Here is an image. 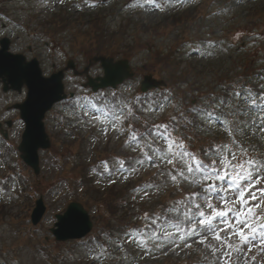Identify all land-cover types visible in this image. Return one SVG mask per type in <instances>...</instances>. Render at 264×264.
Here are the masks:
<instances>
[{"label":"rangeland","instance_id":"374dc122","mask_svg":"<svg viewBox=\"0 0 264 264\" xmlns=\"http://www.w3.org/2000/svg\"><path fill=\"white\" fill-rule=\"evenodd\" d=\"M96 1L95 3H90L87 0H0V5L4 6L5 13L1 15L0 19V36L2 35H7L11 39V47L10 49L12 51H18L22 52L25 51L27 45H31L33 48L32 53H26L28 56H37V58L40 60L42 68L45 72H49L57 67H60L65 59L66 56L70 55H75L74 59L76 62L80 65L83 64V57L81 54L78 53V48L79 44L77 42L73 41V36L70 33V31L67 29L61 35H58L55 40L51 39L49 36L45 35L40 28H38L37 23L38 20L43 16H50V13H57L62 10V5H67V11L70 13L73 17H77L81 13L85 15H89L91 17V20H96V18L99 16L101 17L102 15H109L110 13L113 12V9H120L123 6H127V13L133 15L132 19L130 20V25L129 28L132 26V22H134L135 25H133V29L136 28L137 25L141 23H146V24H153L158 22L162 16H168L169 14L177 13L180 11L181 7L177 3H174L175 6H172L169 10H165L163 13L160 10V8H152V14H147L141 13V14H135V11H132L130 7V1L132 0H114L110 4V0H94ZM194 1V0H193ZM165 5V4H164ZM222 5L226 9L224 11H218L219 6ZM154 9V10H153ZM248 9V11H247ZM176 10V12H174ZM256 10H261L264 12V1L262 2H252L250 5L247 6H242V7H237L236 5H230L227 8V5L225 4L224 0H217L215 3L208 5L207 10H206V15L208 14L209 16L206 18H202V28L200 31V35L198 37V40H201L198 42V45H203V47L208 46V35L212 37H217L220 38L218 41V46H214L212 44L211 48L206 51L205 50V56L207 55L210 56V59H216L218 56L220 58H231V62L233 61V65H236V59L235 55L236 52L237 54L243 53L242 51L239 53L237 51L236 45H229L227 40L224 38L225 34L227 31L235 29L237 26H245L248 29H251V26H254L253 23L255 21L254 18L251 16L249 17L247 15V12L251 11H256ZM118 12V11H117ZM116 12V14H117ZM159 12V14H158ZM41 14V17L37 18H31L33 14ZM231 13H235V17L228 18L226 19V15L229 16ZM248 13V14H249ZM50 14V15H49ZM116 14H112L113 17H115ZM126 14V17L127 15ZM124 16V14H123ZM124 18V17H123ZM249 19V22H246V19ZM226 19V20H225ZM86 20V18L84 19ZM223 20V21H222ZM120 22V18L114 20L112 19L110 23L112 24L113 28L117 29L118 26L117 24ZM174 21H172L173 23ZM2 23L4 24V27H2ZM139 23V24H136ZM111 26V25H110ZM117 26V27H116ZM178 26V25H177ZM174 26L173 27H177ZM106 30L105 34H103L101 38V45L104 48L105 43L102 41L104 40L105 35H109L108 31H112L109 29V25L106 24ZM122 27V26H120ZM171 27V26H170ZM112 29V28H111ZM98 31L99 27L95 30L93 35L98 38ZM130 33V30L128 31ZM181 31L177 30L174 32L171 36L167 37H162V36H148V35H143L141 36V40L144 41V43H148V45L151 47L150 54H152L153 51H159V50H164L168 51L169 47L173 43V38L176 36L177 33ZM213 33L215 35H213ZM116 36L113 34L111 37V42L112 38ZM81 42L86 43L84 41L87 40L86 36H79ZM244 40L247 43L246 36L243 37ZM76 37H74V40ZM196 40V41H198ZM225 40V41H224ZM44 42H48V46L44 45ZM60 43L58 44L59 47H56L54 49L53 44L55 43ZM211 43H213V40L211 39ZM82 50H86V54L88 55V58L91 57L92 55L95 54L94 47L92 48V53H88V49H90V45H82L81 46ZM51 48V49H50ZM223 49L228 50L227 52H224L221 56L220 53L222 52ZM253 49V47H252ZM180 50V49H179ZM199 50V49H196ZM204 49H202L203 51ZM185 51L181 50L175 53L176 56L182 57L183 60L188 61L190 59H194L197 63H205V60L199 59L198 55L201 54L200 52L196 57L193 58L192 56H186L184 55ZM204 52V51H203ZM66 55V56H65ZM249 55V52L246 54V56ZM132 61L134 64L138 65V63L143 60L146 57H150V55L146 54L145 50H138L135 51L132 55ZM204 65V64H201ZM207 67L205 70L210 71L214 67V64L210 63L207 64ZM98 70L97 65H93L91 68V73L96 72ZM233 70L232 72H234ZM163 76L168 78V74L163 72ZM259 77V75H250L247 77V81H253L254 77ZM263 76V75H261ZM82 81L81 78H79L76 81H72L71 84V89H73L74 93L77 96V105L78 108L76 107H69L67 108L66 106H60V108H63L65 111V114L63 115V118L68 119L65 121V131H67V136H61V138H58L55 142L56 146V155L61 156L64 152L70 151L68 150H61V147L59 148V140L66 139L73 135L75 131L85 133V132H95L94 135H91L89 140L87 141L86 138L84 140H77L75 143L71 145L73 149V154L74 157L76 156L77 148L80 146V148L84 145V150L81 154L83 156V161L86 163L88 162L89 159L91 158H100V154L97 155V148L95 147L97 144L103 145L105 144V141L110 139L111 142V147L116 146V141H118L119 137L123 134V131L120 130V128H116L115 130L112 127V120L111 117L113 116H118L121 114V111L123 110V115L125 113L124 110V105L127 104L129 105L130 97L133 95V91L135 88H137V85H130V86H124L120 89V93L124 95V99L122 100V105L119 109H117L113 116L107 115L109 118L105 119L103 111L105 110L104 108L102 109V112H100L97 109V112H99V115L96 112V106L93 104L90 105V103L87 105L88 100H90V95L89 92L86 90H83L79 86V82ZM254 82V81H253ZM255 84V83H254ZM242 88H247L245 86H241ZM240 88V89H242ZM232 91V90H231ZM255 94H259L260 92H254ZM104 93H99L97 96L100 97ZM194 95L195 97L197 96L196 94L191 93L190 96ZM18 97H15L14 100H17ZM232 99L235 100V105H239L240 110L248 109L249 106L245 104L241 100H237V98L232 97ZM148 106L152 109V114L153 117H156V120H159L161 118V115L157 112V109L155 107H152L153 105L151 102H147ZM234 105V104H233ZM58 110V108L55 109L53 113H55ZM250 112L254 111V109H249ZM87 112L88 115H85L84 113ZM146 112V111H145ZM229 109L226 107L223 109L221 114L224 117H221L218 114V117L220 120H223L226 118V114H228ZM67 115H70L71 118L67 117ZM95 117H99V119H95ZM152 119V117H151ZM228 119V118H227ZM241 119H251V116L248 117H241ZM153 120V119H152ZM220 120H214L213 124V130L216 131L223 139L222 144L225 143H230V137L227 133V130L223 127V125L220 123ZM233 119H230L232 121ZM51 124L48 121L47 125L50 131H53V120L51 118ZM106 130V133H105ZM125 131V130H124ZM83 136V135H79ZM236 141L238 144L243 145L244 148L245 146V141H248L252 143L255 146V154L256 158H259L261 160H264V131H262L258 127H253V128H248L246 129V135H239L235 137ZM159 144L161 147H165V144L162 139H159ZM125 143V141L123 142ZM11 145L14 147L9 151V154L7 156L9 164L0 165V176H2L3 181L0 184V187L3 189V192H7L9 195H2L0 191V202H3L2 199H7L10 200L11 205L4 206V211L5 214H7L6 220L0 223V252L3 253L4 259L6 261H9L8 264H11V262L16 263L17 260L23 264H97L99 260H95L92 257L96 255V253L101 251V247L103 248L102 245L100 244H95L91 248H87L82 246L79 243L75 242H66L64 244H57V250L55 252V255H51L43 257V259H40L39 257H36L35 253V258L34 259H29L26 254L32 255L33 252H30L27 250L26 254L23 253L21 255V258H19V255L21 254L18 251V253H13L11 254L9 252L10 246L15 241H20L19 239V233H18V228H23L27 231H31L29 228V221H28V215L29 211L26 209L27 206H31V203L35 198L38 197L39 194H42L45 205H46V211L44 213L42 222L40 223V226H37L35 229V240L34 242H38L39 239H42L45 234H48L49 228L51 226L52 221L54 220V215L55 213H58L62 210L64 205L66 204V201L69 200L72 197L75 198H81V189L80 187H77L75 190L76 192L74 193H69L67 191V180L68 176L63 173V169L60 170V165L62 166L61 162L65 161L66 158L60 159L58 157H55L54 155L47 153V151L41 152L40 153V158H41V164H42V170L41 174L37 177L33 176L32 172L24 165L21 164L17 152L15 150V145L16 143L11 142ZM95 147V148H94ZM120 147V146H119ZM235 147V145L233 146ZM126 147H120L119 153L124 155L127 154L129 157L130 153H137L140 151L141 145H130L128 149H125ZM143 150L146 149L144 146L142 148ZM155 155H159V151H157L156 148ZM127 150V153H126ZM252 148L249 147L248 150V155L252 156L253 151L251 152ZM146 150L143 151L142 159H144L143 164H137V160L135 159L133 167L127 168L125 165V158L124 159H112L113 162V169H104V174H100L97 177L94 178L93 182L95 183V186L99 187L100 189L107 187L109 183L113 180L119 179L120 182L124 181L125 177H136L142 172L143 174L150 171L151 167L150 164L154 162L157 165V162L160 163L158 159H155V156L153 157V161H149L146 156H145ZM1 154V152H0ZM97 155V156H96ZM127 160V159H126ZM210 160H212L210 158ZM101 164L104 165L103 161H108L106 159H100L98 160ZM123 161V167H121V162ZM110 164H112L110 161H108ZM166 165V163H163ZM141 165V167H140ZM6 167L8 168V172H14L15 174L21 175L22 180L21 183H28L29 185H33L37 192H35V197L32 199L28 198L25 199L24 197L21 196L19 197H12L11 192L16 190L17 183L16 178H14L13 175H10L9 180L11 182L5 181V175L3 174L2 170H6ZM135 168V171L132 169ZM145 170H148L146 172H143ZM140 171V172H139ZM6 173V171H5ZM92 172L88 173L89 176H91ZM42 175V176H41ZM24 178V181H23ZM54 179V184L52 185V190L49 191V185H46L48 181H52ZM18 181V180H17ZM19 182V181H18ZM3 183H6L7 189L3 188L2 185ZM53 183V182H52ZM264 182H262L258 187H262ZM74 190V191H75ZM95 192V190H93ZM93 192V193H94ZM145 191L140 193V195H144ZM33 194V193H32ZM88 194L87 196L84 195L87 199L90 198H100L101 197V192L100 193H94L93 195H90L89 191L86 192ZM83 195V194H82ZM92 201V200H91ZM216 206L215 199L212 201ZM219 203V201H217ZM256 203V201H254ZM253 203V204H254ZM146 207L149 206L150 203H145ZM144 205V204H142ZM141 205V206H142ZM93 210L90 211L91 214H93ZM218 226H221L218 224ZM22 228V229H23ZM198 231H202V229H199ZM47 232V233H46ZM171 232H174L172 230ZM227 239V236H224ZM7 240L5 241V239ZM4 239V240H3ZM154 240L153 245H144V247H141L139 245L140 237H135L133 239V244L131 245L130 249H124L122 248L121 250L122 253L120 255L119 262L116 261L118 264H155V260L157 257L169 252L172 250V246L170 243H164L165 237L160 238V234H157L154 232L152 234V239ZM135 241V242H134ZM188 241L194 245L198 250L200 251H207V256L209 261H202L200 264H218L223 257V250L221 251H216L215 253L213 252V248H218L219 249V244L215 239L212 238L210 235L207 239V242L212 241L209 243L208 246L203 249L201 246H205V244H201L199 242L198 237L193 236L188 239ZM4 244V246H2ZM150 246H153L154 248H150ZM48 249H51V246L47 247ZM174 248V247H173ZM182 246L179 248L178 251ZM31 250V248H29ZM91 250V251H90ZM104 250V249H103ZM150 250V251H149ZM135 251V252H133ZM20 253V254H19ZM238 259L243 257V253H237ZM105 257V256H104ZM15 258V259H13ZM1 259V255H0ZM52 259V260H49ZM104 259V258H103ZM145 259H148L149 261L146 262ZM12 260V261H11ZM108 261L111 259H107ZM108 261L106 263H108ZM1 264V261H0Z\"/></svg>","mask_w":264,"mask_h":264},{"label":"snow or ice","instance_id":"6c2138e0","mask_svg":"<svg viewBox=\"0 0 264 264\" xmlns=\"http://www.w3.org/2000/svg\"><path fill=\"white\" fill-rule=\"evenodd\" d=\"M148 3H153V0H148ZM261 79L264 80V76H261ZM260 87L262 91L255 94L250 88H243L242 91H229V87L225 86L228 96L243 101L249 106L248 109L240 110L239 105H232L230 100L226 101L222 96H209L205 97L199 106L193 105L186 112L182 111L179 117L172 116L169 122L145 128L148 136L156 140L162 139L165 144L163 149H159L158 156L155 155L156 150H153L151 154H145L146 158L153 161L155 156V159L161 163L173 165L175 174L172 171L167 173L173 183L184 181L192 185H200L202 181L204 182L201 192H193L186 195L183 201L177 202V204H185V211L182 217H176L175 222L169 220L175 231L169 232L167 228H161L162 235L167 240H172L175 237L182 242L196 236L201 244H206L207 237L211 235L221 246L219 249L213 248V252L223 250L220 264H229L232 252L239 253L245 245L251 251L254 243L264 244V187H258L264 182V160L248 155L247 149L238 144L235 139L237 135H246L248 128L258 127L264 131V84ZM231 88L235 89L236 85H232ZM165 99L171 100V97L166 96ZM159 107L163 108L164 106L160 105ZM226 107L229 109L228 115L235 117L232 121L227 118L220 120L216 115L217 111L222 112ZM124 108L128 109V115L131 116L130 106L125 104ZM249 109H254V111L250 112ZM151 111V108L147 109L148 113ZM84 114L88 115L87 112ZM242 116H251V119H241ZM126 118L123 115V110L120 115L111 117L113 129H116L118 122L122 124ZM95 119H99V117H95ZM213 120H220L231 139L230 143L215 145L203 153L204 157L212 159V163L209 165L189 151L184 143V138L176 136L175 133L181 127L200 128L205 123L211 124ZM129 129H131V141L137 145L146 143L142 139V134L133 125L130 124ZM234 145L235 147H233ZM147 146L152 147L150 143ZM177 160L184 165L179 170L175 168ZM136 163L143 164L144 159H139ZM150 166L157 167L154 162ZM121 167H123V161ZM132 170L135 171V168ZM164 174V172L160 173V175ZM213 180L223 181L224 184L213 183ZM147 187L158 188L152 184ZM213 194L219 199L220 208H217L212 202ZM229 194H232L234 198L230 199ZM250 201H256V203L253 204ZM184 221H188L192 227L186 230ZM152 222L155 224L158 221L153 220ZM218 224H222L224 227L220 228ZM198 229H202V231H198ZM222 232H227V239L221 235ZM125 235L130 236L129 233ZM233 236L237 237L239 241L235 246L228 242ZM139 245L144 247L142 239L139 241ZM186 246L190 245L186 244ZM261 251H264V248H261ZM106 254L101 247V251L92 258L100 260Z\"/></svg>","mask_w":264,"mask_h":264},{"label":"water","instance_id":"95a60500","mask_svg":"<svg viewBox=\"0 0 264 264\" xmlns=\"http://www.w3.org/2000/svg\"><path fill=\"white\" fill-rule=\"evenodd\" d=\"M105 78L99 86L113 85L120 82L123 75H119L120 69L102 63ZM123 70V68H121ZM126 72V70H124ZM4 74L12 85H19L25 81L29 93L25 104L21 108V116L26 123V131L20 147L22 158L37 171L38 147H47L48 142L42 128V117L51 104L61 98V87L55 77L47 80H39L35 66L25 70L21 64V58L9 56L0 50V76ZM126 76V74H125ZM96 87V86H95ZM93 87V88H95ZM39 208V205H38ZM38 212V211H37ZM42 210L37 216H32L33 222L37 221ZM59 232H65L67 237H80L89 228V222L77 205H71L63 216H58ZM80 228L81 230H78Z\"/></svg>","mask_w":264,"mask_h":264},{"label":"bare ground","instance_id":"6f19581e","mask_svg":"<svg viewBox=\"0 0 264 264\" xmlns=\"http://www.w3.org/2000/svg\"><path fill=\"white\" fill-rule=\"evenodd\" d=\"M4 206H5L4 204L0 203V209H1V210H4V209H3ZM91 224H92V223H90V225H91ZM78 230H81V229L78 228ZM85 233H86V232H84L83 235L80 236V237H73V236H72V238H73L74 240L81 241V240L84 238ZM59 237H62V238H63V237H67V236H66V233H65V232H60V233H59Z\"/></svg>","mask_w":264,"mask_h":264}]
</instances>
